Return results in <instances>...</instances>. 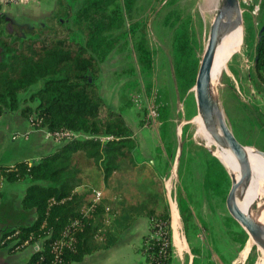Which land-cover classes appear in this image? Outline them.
<instances>
[{
	"label": "rangeland",
	"instance_id": "374dc122",
	"mask_svg": "<svg viewBox=\"0 0 264 264\" xmlns=\"http://www.w3.org/2000/svg\"><path fill=\"white\" fill-rule=\"evenodd\" d=\"M237 2L240 20L234 23L223 66L212 74L213 95L225 123L247 147L246 151L256 154V149L264 153V85L258 82L253 70L258 32L264 21V0ZM56 4L57 0H38L17 6L22 11H6V17L12 20L3 26L4 32L17 27H23L25 31L50 15ZM117 4L121 7L123 23L112 33L116 35L120 30H126L128 34L100 62L99 90L105 102L121 114L130 127H138L140 136L146 133L147 143L144 144L143 167L123 161L119 170L104 184V204L109 206V210L100 214V220L95 216L98 230L94 238L101 244H109L116 238L125 237L127 240L117 247L121 249L119 254L131 264H146L144 256L137 251L140 234L148 231V218L143 214L155 203L159 204L158 210L161 209L163 200L169 206L170 217L172 200L179 213L177 198L180 193L193 214L195 227L189 230L186 238L180 218L186 244L182 254L172 244L171 230V264H191V254H194L191 248L199 257L212 258L213 263L238 264L239 254L249 236L227 208L226 198L233 182L226 166L227 154L218 141H213L217 142L214 146L205 144L206 139L203 134L202 138L196 133L198 126L194 122L197 112L194 81L208 43L211 23L222 0H135L130 13L123 8L122 0ZM133 23L141 24L145 29L151 58L148 68L143 69L139 62L134 42L140 31L137 30L134 36L130 33ZM179 28L186 31L181 39L184 47L188 46L185 52L191 48V60L197 62L192 85L188 89L183 86L175 61L178 53L175 36ZM187 40L188 45H185ZM41 85L42 81H38L20 92L21 105L22 99ZM11 134L7 135L9 141ZM208 158L225 177L219 193L205 187ZM261 161L264 163L263 159ZM152 173L162 181V186L152 179ZM168 180H172L169 191L166 186ZM21 185L1 182L4 194L2 210L5 206L16 209ZM246 187L241 186L240 193ZM160 188H163L162 194L157 191ZM259 195L264 201V194ZM132 212L138 214V220L129 226ZM20 214L23 217L22 212ZM240 237L243 238L242 246ZM258 255L257 244L241 264H255Z\"/></svg>",
	"mask_w": 264,
	"mask_h": 264
},
{
	"label": "trees",
	"instance_id": "16d2710c",
	"mask_svg": "<svg viewBox=\"0 0 264 264\" xmlns=\"http://www.w3.org/2000/svg\"><path fill=\"white\" fill-rule=\"evenodd\" d=\"M134 1L122 0L126 12L132 11ZM117 3L118 0H57L50 15L25 31L17 27L4 32L3 26L12 18L0 10V116L19 110L26 119L34 115V121L40 120L36 128L49 131L67 128L85 136L59 142L54 150L33 161L23 159L12 165L0 164V185L2 181H25L27 187L21 205L34 210L30 223L2 233L3 240L17 231L9 240L14 241L13 248L21 246L32 233L35 238H43V253L47 255L48 243L58 236L69 219L81 216L80 210L89 204L93 190L106 184L123 161L134 166L136 161L144 159L124 118L105 102L99 90L100 62L128 34L126 30L112 33L123 23ZM129 29L133 36L140 31L134 44L143 69L150 67L144 27L133 23ZM185 33L181 28L177 30L175 61L183 86L188 89L197 62L191 60V48L185 52L188 46L185 48L181 41ZM253 61L255 77L264 85V21L258 32ZM38 81H42L41 87L24 97L21 105L20 92ZM162 131L163 127L161 135ZM151 177L162 186L154 173ZM204 183L214 193H219L225 183L224 174L210 158L206 161ZM79 186H85L84 191L77 192ZM157 191L162 194L163 188ZM2 198L0 190V204ZM177 201L188 238L189 230L195 227L193 214L180 193ZM104 203L103 197L93 218H83V228L76 233L73 248L63 253V264L81 261L85 255L109 247L94 238L98 230L94 218L98 216L100 220V214L105 212ZM162 204L159 210L158 203L149 206L143 214L148 218V231L142 234L137 251L144 256L146 264L172 263L170 211L165 200ZM130 214L129 226L138 218V214ZM239 241L242 246L243 238ZM191 252L195 254L193 248Z\"/></svg>",
	"mask_w": 264,
	"mask_h": 264
},
{
	"label": "crops",
	"instance_id": "0c3cea01",
	"mask_svg": "<svg viewBox=\"0 0 264 264\" xmlns=\"http://www.w3.org/2000/svg\"><path fill=\"white\" fill-rule=\"evenodd\" d=\"M17 9V6H0V10L3 13H6V11L13 13L14 11H17ZM18 10L22 11L23 9L21 10L19 8ZM127 126L135 138V143L139 153L144 158L146 153L144 144L146 145L147 143V139L144 135H146V133L140 136L138 134V127H130L128 124ZM44 130V128H33L30 125L29 120L21 116L19 110L3 113L0 116V164L12 165L16 161L23 159L33 161L38 159L41 155L54 150L59 142L46 139L44 137ZM142 131L144 132V130ZM10 133L16 134V137L13 139L11 134V140L9 141V139H7V135L9 136ZM143 162H145L144 159L141 162L136 161V166H140ZM116 172H114L112 176ZM14 183L17 185L22 184L18 191L16 209H8L9 207L5 206L2 210L4 202L1 201L0 204V264H26L32 255L31 244L13 248L11 246L13 245L14 241H6L5 239L3 240L5 243L2 244L1 235L5 230L15 227L19 224H28L34 219V210L25 209L21 205V199L25 193L27 183L25 181H16ZM103 187H105L104 184L99 189L103 190ZM84 189L85 186H79L76 188V191L82 192ZM0 190L2 191L1 185ZM2 199L4 200V194ZM18 211L19 213H17ZM21 212L23 217H21ZM17 214L19 217H17ZM141 236L142 233L140 234V238ZM125 239V237L118 238L115 242L112 241L109 243L108 248L99 249L92 254L85 255L81 261H72L69 264H131L128 259H125L119 254L121 249L117 248L119 245L123 244ZM209 261L212 262L213 259L210 258L209 260V258L199 257L198 255L191 254V264L215 263H210Z\"/></svg>",
	"mask_w": 264,
	"mask_h": 264
},
{
	"label": "bare ground",
	"instance_id": "6f19581e",
	"mask_svg": "<svg viewBox=\"0 0 264 264\" xmlns=\"http://www.w3.org/2000/svg\"><path fill=\"white\" fill-rule=\"evenodd\" d=\"M209 0H205L207 2ZM240 20V10L238 4L235 6L234 10L231 14L223 19L220 24L219 36L217 47L215 50L214 58H213V66L211 72V79H210V91L211 95L214 97V89H213V81H212V74L217 73L220 68L223 66L226 52L229 48V45L232 40L233 36V26L236 21ZM194 122H199L197 118H194ZM196 126V125H195ZM196 133L198 135H202L200 128H197ZM202 137V136H201ZM203 138V137H202ZM205 144L214 146L216 143H211L206 140ZM219 144V142H218ZM220 146V145H219ZM223 148L222 146H220ZM246 151V146H244ZM224 152L227 154L225 160L226 165L229 173L232 176V185H231V192L233 195V204L235 206V213H236V220L239 223L246 222L248 225H253L257 228L259 234H264V201L260 197V193L264 194V163L261 159L264 160V153L260 152L255 149L256 154L246 151L247 155L249 156L254 169L257 172V184L253 185L252 179L248 175L245 166L240 162L237 156L231 153L225 147L223 148ZM261 158V159H260ZM171 181L168 180L166 186L167 190L169 191L171 188ZM247 187L244 189L242 193H240L241 186ZM171 208V229H172V244L176 251L179 254H182V250H186V244L184 236L181 233V220L180 216L176 207L175 202L172 200L170 203ZM264 242V241H263ZM259 245V242L252 237H248L243 249L241 250L238 258V264L242 263L243 260L247 257L251 248L255 245ZM255 264H264V250L261 249L259 246V255L255 262Z\"/></svg>",
	"mask_w": 264,
	"mask_h": 264
},
{
	"label": "water",
	"instance_id": "95a60500",
	"mask_svg": "<svg viewBox=\"0 0 264 264\" xmlns=\"http://www.w3.org/2000/svg\"><path fill=\"white\" fill-rule=\"evenodd\" d=\"M237 4V0H222L221 7L211 23L208 43L200 60L194 81V98L197 108L195 118L199 120L196 123L205 139L208 142L218 141L223 148L225 147L231 153L235 154L245 166L248 175L256 185L257 172L245 151L244 145L233 135L225 123L219 104L211 95L210 91L213 58L217 47L220 24L223 19L231 14ZM259 193L263 194L261 192ZM232 199L233 195L230 188L227 194L226 204L231 216L235 219V206ZM239 224L245 234L257 240L261 249L264 250V234H259L255 226L248 225L246 222L240 221Z\"/></svg>",
	"mask_w": 264,
	"mask_h": 264
},
{
	"label": "built area",
	"instance_id": "2783aa9c",
	"mask_svg": "<svg viewBox=\"0 0 264 264\" xmlns=\"http://www.w3.org/2000/svg\"><path fill=\"white\" fill-rule=\"evenodd\" d=\"M31 2H38V0H0V6H20ZM30 125L35 129L36 124L40 123V120L34 121V115L29 117ZM16 134L12 135L14 139ZM44 137L46 139L53 140L55 142H63L67 140L77 139L81 137H85L82 133L76 132L67 128L49 131L47 129L44 130ZM104 139V138H101ZM75 192V190L73 191ZM103 198V190L95 189L93 190V195L90 198V202L88 205L83 206L80 210L81 216L69 219L61 228L57 237L53 238L48 243V254L45 255L43 253V238L37 237L35 238L31 233L21 246L31 244L32 246V255L29 261L26 264H63V253L66 249H71L75 243L76 233L79 232L83 228V218H93L94 212L97 209V204ZM62 199L61 201H63ZM51 201L50 204H52ZM105 211L109 210V206L104 207ZM17 234L15 231L13 234L5 236V240L9 241L13 236ZM3 239V240H4ZM2 240V244L5 243ZM35 258H32L36 255Z\"/></svg>",
	"mask_w": 264,
	"mask_h": 264
}]
</instances>
